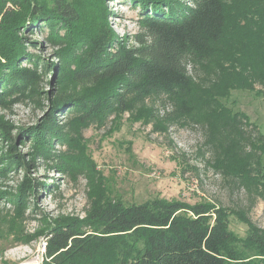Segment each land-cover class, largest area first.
I'll list each match as a JSON object with an SVG mask.
<instances>
[{
	"label": "trees",
	"instance_id": "obj_1",
	"mask_svg": "<svg viewBox=\"0 0 264 264\" xmlns=\"http://www.w3.org/2000/svg\"><path fill=\"white\" fill-rule=\"evenodd\" d=\"M106 1L0 0V108L34 96L42 77L56 70L50 83L57 93L30 135L33 155L60 173L78 171L82 161L69 149L66 132L124 114L132 123H145L151 114L136 108L159 98L171 111L157 124L194 122L203 131L209 166L245 189L264 190V135L246 113L233 111L221 91L216 95L208 87L198 93L187 69L191 64L208 70L219 63L223 76L231 74L228 89H248L264 98L260 28L253 42H233L232 55L221 48L230 17L245 7L264 16V0H128L139 9L140 32L133 43L110 27ZM37 34L53 49V61L29 51L38 43L28 38ZM61 112L69 120L58 127L55 116ZM0 134L11 141L1 121ZM56 141L59 151L52 148ZM9 158L0 160V177L15 165L25 167L17 155ZM39 185L24 178L15 195L0 192V198L22 205L25 194ZM98 186L103 192H97L85 217H60L48 225L40 264H264V229L240 211L207 200L128 203ZM231 216L245 224L244 236L230 229Z\"/></svg>",
	"mask_w": 264,
	"mask_h": 264
},
{
	"label": "rangeland",
	"instance_id": "obj_2",
	"mask_svg": "<svg viewBox=\"0 0 264 264\" xmlns=\"http://www.w3.org/2000/svg\"><path fill=\"white\" fill-rule=\"evenodd\" d=\"M105 4L112 30L133 43L134 35L140 32L139 9L133 8L128 0H107ZM250 24L251 27L242 28ZM257 28L264 34V16L245 7L242 13L230 17L222 50L232 55V43L236 40L253 42ZM43 37L41 34L29 36V41L38 45L32 44L28 49L53 61V49L43 42ZM22 65L29 67L30 64L22 62ZM218 65L208 70L187 66L198 93H204L208 87L216 95L221 91L233 111L246 113L264 135V98L248 89H228L231 74L223 76ZM53 74L42 77L34 96L0 108V121L9 127L11 135V141L0 137V160L10 161V155H17L25 164L23 168L15 165L14 170L0 177V192L15 195L24 178L30 179L33 185L40 184L35 186L36 192L29 190L25 194L22 205L11 204L4 196L0 198V264H40L45 254L48 225L60 217H85L97 192H103L98 184L112 198L128 203L155 198L179 199L189 204L207 200L240 211L264 229V190L253 187L246 190L209 166L210 154L205 150L203 131L194 122L157 124L171 111L159 98L147 100L136 108L137 112L151 114L145 123H132L129 115L124 114L116 120L110 117L102 125L93 121L81 130L72 127L69 134L66 132L69 149L82 161L78 171L60 173L52 162L34 156L30 135L49 110V98L57 93L50 83ZM259 88L258 84L253 85L254 92ZM63 114L55 116L58 127L69 120ZM162 127L165 129L161 130ZM52 148L53 151L62 149L59 141L53 142ZM230 229L242 237L246 226L231 216Z\"/></svg>",
	"mask_w": 264,
	"mask_h": 264
},
{
	"label": "built area",
	"instance_id": "obj_3",
	"mask_svg": "<svg viewBox=\"0 0 264 264\" xmlns=\"http://www.w3.org/2000/svg\"><path fill=\"white\" fill-rule=\"evenodd\" d=\"M41 260V259H40Z\"/></svg>",
	"mask_w": 264,
	"mask_h": 264
}]
</instances>
